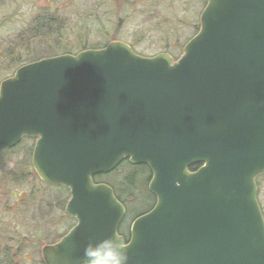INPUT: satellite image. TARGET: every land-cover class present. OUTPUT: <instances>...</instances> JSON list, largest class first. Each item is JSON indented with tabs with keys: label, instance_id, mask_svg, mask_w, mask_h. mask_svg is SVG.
Masks as SVG:
<instances>
[{
	"label": "water",
	"instance_id": "water-1",
	"mask_svg": "<svg viewBox=\"0 0 264 264\" xmlns=\"http://www.w3.org/2000/svg\"><path fill=\"white\" fill-rule=\"evenodd\" d=\"M200 23L178 60L116 40L0 83V153L37 136L40 178L71 189L77 225L45 245L46 264H83L90 237L118 233L125 206L93 176L125 158L149 165L157 197L129 264H264V0H208Z\"/></svg>",
	"mask_w": 264,
	"mask_h": 264
},
{
	"label": "rangeland",
	"instance_id": "rangeland-1",
	"mask_svg": "<svg viewBox=\"0 0 264 264\" xmlns=\"http://www.w3.org/2000/svg\"><path fill=\"white\" fill-rule=\"evenodd\" d=\"M207 1L54 0L52 7L66 8L75 19L74 34L65 39L73 50L82 39L96 47L119 39L144 56L169 52L178 58L200 28ZM48 4L49 0H0V43L12 40ZM35 141L25 138L18 147L0 154V264H45L43 247L55 243L75 225L65 212L70 190L47 184L33 167ZM126 165L99 181L118 189L117 195L128 210L125 225H129L157 199L149 191V178L140 193L139 188L137 192L119 190L123 175L131 171ZM257 180L264 209V174Z\"/></svg>",
	"mask_w": 264,
	"mask_h": 264
},
{
	"label": "trees",
	"instance_id": "trees-1",
	"mask_svg": "<svg viewBox=\"0 0 264 264\" xmlns=\"http://www.w3.org/2000/svg\"><path fill=\"white\" fill-rule=\"evenodd\" d=\"M53 1L50 2L49 0V4L46 7H41L28 25L23 30H19L12 40L0 43V83L5 77L13 75L18 67L28 62L48 58V56H57L60 53L71 54L78 53L82 49L102 48L96 47V43L89 44L87 40L83 39L78 42L75 50L70 48L69 41L65 39L74 34L76 29L75 19L66 8L59 6L53 8ZM127 161V159L123 160L117 168L121 169L122 166L127 164L126 170H131L123 175L124 179L118 186L119 190L123 192V189L128 188L137 192L139 188L140 193V189H146L147 179L151 180V170L147 164L132 166ZM198 167L199 165H194L191 169H197ZM112 173L114 172L112 171ZM136 173L140 174L136 177ZM145 175L146 178L144 177ZM99 177L103 178L106 176L100 175ZM115 192L117 195V188ZM258 193L260 195V190ZM117 197L124 202L118 195Z\"/></svg>",
	"mask_w": 264,
	"mask_h": 264
},
{
	"label": "clouds",
	"instance_id": "clouds-1",
	"mask_svg": "<svg viewBox=\"0 0 264 264\" xmlns=\"http://www.w3.org/2000/svg\"><path fill=\"white\" fill-rule=\"evenodd\" d=\"M83 264H129V244L118 233L90 237L83 247ZM63 264H71L65 257Z\"/></svg>",
	"mask_w": 264,
	"mask_h": 264
},
{
	"label": "flooded vegetation",
	"instance_id": "flooded-vegetation-1",
	"mask_svg": "<svg viewBox=\"0 0 264 264\" xmlns=\"http://www.w3.org/2000/svg\"><path fill=\"white\" fill-rule=\"evenodd\" d=\"M65 209H66V207H65ZM66 215L68 216L69 219H72V220L74 221L75 225H76V220H75L74 218H72L71 216H69L68 214H66ZM75 225H73V226H75ZM73 226H72V227H73ZM72 227H71V228H72ZM121 227H122V228H121V229H122V234H123V236L125 237V239L128 241L129 238H130V236H131V232H130V227H131V226L129 227L128 224L125 225V223H123ZM71 228H70V229H71ZM70 229H69V230H70Z\"/></svg>",
	"mask_w": 264,
	"mask_h": 264
}]
</instances>
